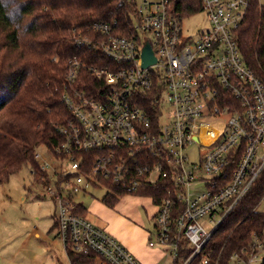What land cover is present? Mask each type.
Masks as SVG:
<instances>
[{
	"label": "built area",
	"instance_id": "obj_1",
	"mask_svg": "<svg viewBox=\"0 0 264 264\" xmlns=\"http://www.w3.org/2000/svg\"><path fill=\"white\" fill-rule=\"evenodd\" d=\"M172 1L135 0L126 34L102 22L79 33L78 45L101 57L69 61L61 99L70 117L56 126L59 144L35 156L65 249L93 253L96 264L143 263L78 213L87 188L107 189L104 198H149L156 208L149 247H166L174 261L186 239L189 264L264 170V83L238 33L251 0H200L210 28L196 36L183 33L186 17ZM256 2L263 11L264 0ZM148 44L156 62L144 67ZM255 244L232 264L255 263L264 239Z\"/></svg>",
	"mask_w": 264,
	"mask_h": 264
},
{
	"label": "trees",
	"instance_id": "obj_2",
	"mask_svg": "<svg viewBox=\"0 0 264 264\" xmlns=\"http://www.w3.org/2000/svg\"><path fill=\"white\" fill-rule=\"evenodd\" d=\"M172 3L182 17L202 10L200 0ZM135 8V0H0L1 183L30 166L34 179L47 184L35 156L42 145L52 149L59 144L56 126L70 117L61 99L68 63L77 57L93 64L101 57L78 45L76 39L99 22L116 23V31L126 34V24ZM238 33L247 65L264 83V10L256 0H251ZM87 80L90 84L96 82L94 78ZM118 194L117 198H104V204L113 209L124 196ZM263 200L264 170L189 264H232L235 254L247 260L254 252L255 241L264 239V212L259 210ZM78 213L87 215L84 205L79 206ZM193 250L184 239L172 264L186 262ZM66 251L70 264H96L93 253L78 254L69 248Z\"/></svg>",
	"mask_w": 264,
	"mask_h": 264
},
{
	"label": "rangeland",
	"instance_id": "obj_3",
	"mask_svg": "<svg viewBox=\"0 0 264 264\" xmlns=\"http://www.w3.org/2000/svg\"><path fill=\"white\" fill-rule=\"evenodd\" d=\"M182 25L183 33L189 36L210 28L204 12L186 17ZM41 153H45V148ZM87 191L76 200L85 205L89 211L87 218L97 227L120 226L128 220L137 229L154 231L151 219L154 210L149 198L128 194L111 209L103 202L107 189L87 188ZM259 210L264 212V200ZM57 211L47 184L34 179L30 166H24L8 182H0V264H70L59 231L54 229ZM210 228L208 225L207 229ZM124 229L131 236L136 235L126 226ZM263 258L261 252L253 264H261ZM171 259L168 257L161 264H171Z\"/></svg>",
	"mask_w": 264,
	"mask_h": 264
},
{
	"label": "crops",
	"instance_id": "obj_4",
	"mask_svg": "<svg viewBox=\"0 0 264 264\" xmlns=\"http://www.w3.org/2000/svg\"><path fill=\"white\" fill-rule=\"evenodd\" d=\"M151 207L153 208V212L151 215V219L153 220V215L156 212V208L152 203ZM85 206V205H84ZM86 208V207H85ZM87 209V208H86ZM87 209V215H88ZM86 215V216H87ZM88 217V216H87ZM123 219H126L122 216ZM127 220V219H126ZM128 221V220H127ZM123 221L120 226H111V228H106L112 235H114L117 239H119L143 264H161L166 258H172L168 249L166 247H157L151 248L148 245L150 234L152 232L144 229H137L134 226L133 221ZM133 223V224H132ZM131 232H135V236H131L124 227ZM264 250H262V253ZM173 263V259H171V264Z\"/></svg>",
	"mask_w": 264,
	"mask_h": 264
},
{
	"label": "water",
	"instance_id": "obj_5",
	"mask_svg": "<svg viewBox=\"0 0 264 264\" xmlns=\"http://www.w3.org/2000/svg\"><path fill=\"white\" fill-rule=\"evenodd\" d=\"M156 62V58L153 55L151 46L148 44L143 51V65L147 67Z\"/></svg>",
	"mask_w": 264,
	"mask_h": 264
}]
</instances>
